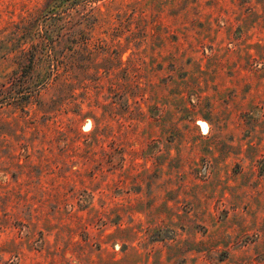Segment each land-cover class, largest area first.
<instances>
[{"label": "rangeland", "instance_id": "374dc122", "mask_svg": "<svg viewBox=\"0 0 264 264\" xmlns=\"http://www.w3.org/2000/svg\"><path fill=\"white\" fill-rule=\"evenodd\" d=\"M0 264H264V0H0Z\"/></svg>", "mask_w": 264, "mask_h": 264}]
</instances>
